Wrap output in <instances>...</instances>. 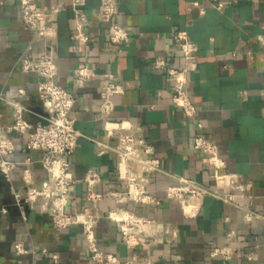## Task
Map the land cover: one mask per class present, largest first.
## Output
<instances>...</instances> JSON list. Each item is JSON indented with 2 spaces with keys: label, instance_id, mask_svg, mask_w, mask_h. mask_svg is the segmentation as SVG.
Masks as SVG:
<instances>
[{
  "label": "crops",
  "instance_id": "obj_1",
  "mask_svg": "<svg viewBox=\"0 0 264 264\" xmlns=\"http://www.w3.org/2000/svg\"><path fill=\"white\" fill-rule=\"evenodd\" d=\"M118 2L115 20L131 34L122 49L110 40V22L99 12L101 0H86L89 39L84 42L74 37L72 0L41 1L45 8L62 6L53 21L57 35L48 44L59 66L57 81L76 96L72 116L82 133L70 157L76 181L68 211L91 204L85 198L90 168L102 175L97 191L127 190L112 149L118 136L107 133L105 120L127 121L144 132L161 159V170L147 173L148 187L161 203L138 204L125 194L101 199L95 227L99 246L133 258V264H221L222 257L211 256V249L230 244L237 251L229 264H264V49L258 40L264 36V0ZM178 30L186 31L198 47L197 68L188 72L186 87L197 105L202 132L217 143L226 159L224 171L238 175L234 185L228 180L216 184L205 154L194 147L199 133L196 121L175 104L170 78L155 67L161 58L173 67L186 66L175 39ZM45 47V41L23 21L19 2L0 0V125L14 123L15 106L23 107L31 129L46 120L38 96L39 77L22 69L25 55ZM83 64L97 75L80 79L75 71ZM106 72L124 86L107 117L101 112L100 95ZM10 135L16 143L12 155L16 166L11 179L0 169V264H53L49 253L57 256L59 264H104L92 259L81 224L64 229L53 225L49 200L26 205L24 213L17 205L15 193H24L27 185L24 169H31L36 185L46 182L48 173L42 162L44 151L30 149L16 129ZM181 176L234 193L235 201L212 195L193 198L200 210L188 217L179 202L165 195L166 187L178 183ZM115 208L149 219L136 229L146 238L144 244L131 249L123 242L120 226L108 216ZM249 212L254 215L251 220L246 218ZM19 242L35 251L17 254Z\"/></svg>",
  "mask_w": 264,
  "mask_h": 264
},
{
  "label": "built area",
  "instance_id": "obj_2",
  "mask_svg": "<svg viewBox=\"0 0 264 264\" xmlns=\"http://www.w3.org/2000/svg\"><path fill=\"white\" fill-rule=\"evenodd\" d=\"M20 5L21 17L25 24L46 43L43 51L37 54L25 55L22 58V69L25 72H34L39 77L38 96L41 99L48 116L44 122L38 123L33 129L30 122L23 116V107L15 106L14 123L10 126L0 125V169L7 179H11V172L16 166L12 155L16 151V143L10 135L11 130L16 129L23 134L27 146L30 149L44 151L42 162L47 170V181L36 185L33 182L32 171L29 167L24 169L26 189L24 193L16 192V203L24 213L26 205H32L41 199L50 201L52 223L56 228L64 229L73 224H81L88 241V250L92 259L104 264H133L134 259L121 257L118 254L105 251L97 241L95 227L101 217L99 201L104 197L118 198L126 195L138 204H160L161 200L156 193L148 187L149 177L147 173L161 170V159L155 154L154 145L146 138L139 127H134L127 121L105 120V128L109 135L118 136V143L112 149L117 153L124 179L127 183L125 192L108 190L99 192L95 189L101 182L102 175L96 168H90L86 174L87 192L85 198L91 202L84 209L70 212L67 209L71 198V187L75 183L72 175L70 157L77 148L81 131L76 127L72 109L76 102L74 93L63 87L58 81L59 66L51 45L48 43L56 37L54 16L62 9V6L45 8L42 0H17ZM86 0H72L71 9L75 18L74 37L79 41H87L89 34L86 27L89 17L84 9ZM119 10L118 0H101L99 12L103 19L110 22V40L120 49L129 44L131 34L115 17ZM264 49V36L258 37ZM177 46L182 52L186 66L178 68L170 66L165 59H157L155 67L165 70L172 82L171 91L175 104L180 107L185 115L196 121L199 133L194 137V147L202 151L204 161L212 169V177L216 184L228 180L234 185L238 180L235 173L224 171L226 159L220 153L219 146L203 132V123L197 120L198 108L191 95L187 84V74L197 68L196 43L190 40L184 30H178L175 36ZM75 74L82 80H89L97 75L91 67L83 64L79 66ZM101 90V112L107 117L115 107V95L124 92V86L111 72L103 74ZM3 95L0 93V100ZM104 149L102 148L101 151ZM138 166V169L135 167ZM167 199L180 203L188 217L198 214L200 207L193 203V198H204L207 195L218 196L226 202H234L236 194L221 191L217 186L208 187L198 181L184 176L179 177L178 183H172L165 189ZM108 216L114 219L121 228L123 242L131 249L146 242V238L136 230L149 219L135 216L121 208L109 211ZM254 215L246 213V218L251 220ZM232 234V232H231ZM17 254L33 253L35 250L27 248L19 242L15 245ZM237 251V248L225 244L211 249V256H221V264H229ZM49 253L48 249H43ZM54 259L53 264H59L57 256L49 253ZM252 259V253L248 254ZM147 264H151L150 261Z\"/></svg>",
  "mask_w": 264,
  "mask_h": 264
},
{
  "label": "water",
  "instance_id": "obj_3",
  "mask_svg": "<svg viewBox=\"0 0 264 264\" xmlns=\"http://www.w3.org/2000/svg\"><path fill=\"white\" fill-rule=\"evenodd\" d=\"M46 117L48 116V113H45Z\"/></svg>",
  "mask_w": 264,
  "mask_h": 264
}]
</instances>
